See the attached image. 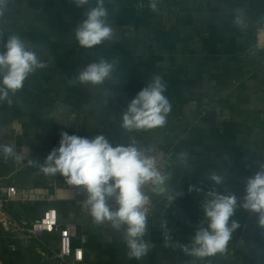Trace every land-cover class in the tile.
<instances>
[{"label": "crops", "instance_id": "0c3cea01", "mask_svg": "<svg viewBox=\"0 0 264 264\" xmlns=\"http://www.w3.org/2000/svg\"><path fill=\"white\" fill-rule=\"evenodd\" d=\"M95 4L90 0L85 9ZM104 6L114 36L92 49L73 37L85 9L71 0H5L0 6L4 41L21 36L48 64L10 93L11 105L0 101V143L13 144L24 157L5 160L0 154V182L32 189L6 210L31 220L54 207L59 223L39 238L8 233L0 224V264H59L62 230L82 248V264H264V228L257 214L242 208L232 218L239 227L226 252L213 257L198 259L166 247L161 227L166 221L173 245L191 246L204 216V193L227 189L243 197L247 178L264 163V0H105ZM237 15L244 27L235 24ZM101 57L118 61L111 80L69 86L79 70ZM154 76L166 85V124L128 133L120 117ZM61 132L103 134L114 146L134 139L142 147L169 149V183L183 195L169 207L165 198L153 197L145 236L152 247L141 260L128 258L123 229L93 221L81 205L86 193L28 162L43 163L59 147ZM209 173L223 175L224 184L209 181ZM189 185L202 191L189 192Z\"/></svg>", "mask_w": 264, "mask_h": 264}, {"label": "clouds", "instance_id": "9594fccd", "mask_svg": "<svg viewBox=\"0 0 264 264\" xmlns=\"http://www.w3.org/2000/svg\"><path fill=\"white\" fill-rule=\"evenodd\" d=\"M71 2L82 9L90 4V0ZM4 3L5 0H0V6ZM104 4L105 0H96L94 7L84 10L85 18L73 33L79 46L92 49L113 39ZM150 7L157 10L155 2ZM234 22L239 27L245 26L240 15ZM0 45L3 48L0 50V101L7 100L11 105L10 93L14 95L21 90L31 74L46 69L48 64L19 35H11L4 41L0 34ZM117 63L116 59L110 61L101 57L79 70L68 81L69 86H101L113 78ZM165 90L162 79L154 76L129 102L120 117V127L128 133L163 127L171 109ZM60 135L59 147L53 148L43 163L33 159L28 162L38 164L45 175L64 177L67 185L86 193L83 207L96 224L107 222L116 231L123 229L129 259L139 261L147 256L152 247L145 236L153 197L165 198V206L169 207L183 195L170 186L172 175L161 171L157 156L150 154L154 149L139 146L134 139L114 146L103 134L93 138L67 132ZM0 154L5 160L24 159L11 143H0ZM207 179L217 186L225 182V177L217 173H209ZM188 191L200 193L202 189L189 185ZM113 202L115 208L112 207ZM238 208L257 214L258 224L264 228V163L259 164V170L247 178L243 197L227 189L221 192L210 188L204 193L201 204L204 216L191 237V246L179 242L173 245L167 222H162L165 246L178 247L186 255L198 259L225 253L233 232L239 227L238 222L232 219Z\"/></svg>", "mask_w": 264, "mask_h": 264}, {"label": "built area", "instance_id": "2783aa9c", "mask_svg": "<svg viewBox=\"0 0 264 264\" xmlns=\"http://www.w3.org/2000/svg\"><path fill=\"white\" fill-rule=\"evenodd\" d=\"M146 148L154 149L150 154L157 156L161 171H166L169 149L160 146H147ZM31 191V188L16 187L0 182V224L6 232L39 238L44 233H54L59 227L57 210L54 207L47 208L38 218L31 220L15 219L7 212L8 202L24 200ZM81 205L83 206V202ZM154 205V202L149 205L148 217L152 215ZM112 207H116L114 202ZM55 257L59 264H82L84 260L82 248L72 244V235L65 230L60 231L58 235V248Z\"/></svg>", "mask_w": 264, "mask_h": 264}]
</instances>
